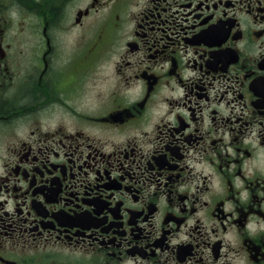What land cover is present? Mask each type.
<instances>
[{
  "label": "flooded vegetation",
  "instance_id": "af4514ba",
  "mask_svg": "<svg viewBox=\"0 0 264 264\" xmlns=\"http://www.w3.org/2000/svg\"><path fill=\"white\" fill-rule=\"evenodd\" d=\"M137 6L0 0V264H264V0Z\"/></svg>",
  "mask_w": 264,
  "mask_h": 264
},
{
  "label": "rangeland",
  "instance_id": "374dc122",
  "mask_svg": "<svg viewBox=\"0 0 264 264\" xmlns=\"http://www.w3.org/2000/svg\"><path fill=\"white\" fill-rule=\"evenodd\" d=\"M127 2L129 4V8L127 10H125L126 14L124 17H126L128 15H130V17H131L133 11L137 10V8H138L137 5L141 2H143V0H127ZM72 11L73 10H70V12H72ZM74 11H76V10H74ZM18 22H19V20H16L15 23H12L13 25L11 26L10 33H20V25H18ZM129 26H130V21H128L127 24L125 25V29L127 31L129 29ZM119 28H120V26H119ZM12 44L15 45L14 47H17L18 42L14 41ZM18 50H19V47H18ZM113 60L114 59H112L111 61L108 60L102 66L100 64H98L99 68H97V69H98V72H100V73L93 74V78L91 81H89V84H88L90 87L88 90H86L87 92L85 91V94L89 95V99H88L89 103H83L84 100L82 101V99L80 100V102L78 101L79 106L75 105L79 109L78 113H82V112L88 113L89 111H92L91 108L93 106L94 100L98 97V93H100V95L102 97H104V95H105V99H107V98H109V96H111L112 92L114 91V89H112L113 85L115 86L116 82L114 81V79L112 77H109V78H106V77L109 76L111 71H113V65H114ZM110 88L112 89V91H109ZM80 97H84V95H81ZM49 123H50V121H46L45 124L47 125ZM5 130H7V131H5ZM1 133L6 137H0V165L2 164V162L7 157V154L3 153L2 151L6 149L8 144L11 145V144L15 143L16 141H18V137L15 136L14 132H8V127H6V126L3 127V130L0 129V134Z\"/></svg>",
  "mask_w": 264,
  "mask_h": 264
}]
</instances>
